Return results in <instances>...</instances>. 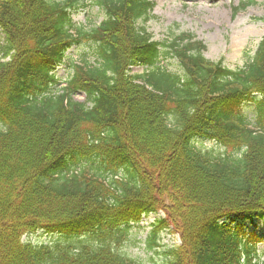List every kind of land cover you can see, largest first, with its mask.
<instances>
[{
	"label": "trees",
	"instance_id": "16d2710c",
	"mask_svg": "<svg viewBox=\"0 0 264 264\" xmlns=\"http://www.w3.org/2000/svg\"><path fill=\"white\" fill-rule=\"evenodd\" d=\"M93 1L85 30L80 0H0V264H138L119 241L159 212L148 244L171 228L181 242L164 264H264L241 235L264 218V36L229 70L189 34L152 41L151 0ZM74 46L89 52L61 87ZM39 232L60 241H21Z\"/></svg>",
	"mask_w": 264,
	"mask_h": 264
},
{
	"label": "rangeland",
	"instance_id": "374dc122",
	"mask_svg": "<svg viewBox=\"0 0 264 264\" xmlns=\"http://www.w3.org/2000/svg\"><path fill=\"white\" fill-rule=\"evenodd\" d=\"M62 2L64 0H58ZM154 9L151 19L145 29L152 34L153 40L159 43H169L171 39L182 35H192L196 41L205 46L203 57L213 63L222 62L229 70L242 67L252 57L264 35V0H152ZM251 1L245 10L233 16L232 9L241 3ZM80 8L74 14V23L85 30L92 29L102 20V12L93 0H80ZM2 37L0 35V44ZM89 52L86 46L72 47L64 60V64L57 67L55 75L64 80L67 78L68 65L71 60H79L83 54ZM158 67L175 75L181 74V68L173 58L161 60ZM146 70L132 68L130 75H140ZM81 101V96L75 97ZM246 115L253 119L251 108L245 110ZM204 149L212 147L209 143L202 144ZM215 147V151L217 146ZM163 214H152L141 218L140 222L129 227L119 244L120 253L140 264H164V253L180 244L179 238L167 231L157 235L155 244L147 245L146 239L151 226ZM245 236L255 238V253L264 261V221L254 227L244 223L242 230ZM242 235V233H241ZM59 240L57 235L37 234L31 238H23V242L51 245ZM81 240V239H80Z\"/></svg>",
	"mask_w": 264,
	"mask_h": 264
}]
</instances>
